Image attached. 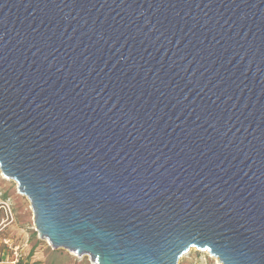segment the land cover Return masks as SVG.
<instances>
[{
	"label": "water",
	"instance_id": "water-1",
	"mask_svg": "<svg viewBox=\"0 0 264 264\" xmlns=\"http://www.w3.org/2000/svg\"><path fill=\"white\" fill-rule=\"evenodd\" d=\"M0 169L91 263L264 264V0H0Z\"/></svg>",
	"mask_w": 264,
	"mask_h": 264
},
{
	"label": "rangeland",
	"instance_id": "rangeland-1",
	"mask_svg": "<svg viewBox=\"0 0 264 264\" xmlns=\"http://www.w3.org/2000/svg\"><path fill=\"white\" fill-rule=\"evenodd\" d=\"M2 202L7 203V210L10 219H12L11 225L8 227L9 231H1V233L4 232V237H13L15 244H21L28 249L31 247L36 259H41L40 262L43 264H91L86 256L78 257L65 249L52 248L50 250L48 248V242L41 239L36 230L30 200L18 192L15 180H6L2 177L0 169V203ZM2 225L0 222V227ZM0 240L6 244L1 236ZM7 243L12 242L8 241ZM9 254L12 255V251ZM178 264H217V261L207 252L191 248L180 258Z\"/></svg>",
	"mask_w": 264,
	"mask_h": 264
},
{
	"label": "crops",
	"instance_id": "crops-1",
	"mask_svg": "<svg viewBox=\"0 0 264 264\" xmlns=\"http://www.w3.org/2000/svg\"><path fill=\"white\" fill-rule=\"evenodd\" d=\"M0 222L3 224L0 227V233L3 230L9 231L8 227L11 225L12 219H10V215L9 212L7 210V203L6 202H2L0 203ZM4 232L1 233V238L4 240V242H6V244H3V242H1L0 240V264H14L13 261V255H10L9 252L12 251L11 250V246L13 244H15V241L13 240V237H4ZM12 242V243H7V242ZM27 247L23 246V250L25 251ZM23 251V252H24ZM25 257V256H24ZM39 257V256H37ZM38 259V258H37ZM24 261L26 260L25 258L23 259Z\"/></svg>",
	"mask_w": 264,
	"mask_h": 264
},
{
	"label": "built area",
	"instance_id": "built-area-1",
	"mask_svg": "<svg viewBox=\"0 0 264 264\" xmlns=\"http://www.w3.org/2000/svg\"><path fill=\"white\" fill-rule=\"evenodd\" d=\"M48 245L51 247L50 244H48ZM11 250H12V255H13V261L12 262L14 264H19L25 258L24 257L25 255H24V252H23V245H21V244H13L11 246Z\"/></svg>",
	"mask_w": 264,
	"mask_h": 264
},
{
	"label": "trees",
	"instance_id": "trees-1",
	"mask_svg": "<svg viewBox=\"0 0 264 264\" xmlns=\"http://www.w3.org/2000/svg\"><path fill=\"white\" fill-rule=\"evenodd\" d=\"M48 248L52 250V248L49 245ZM24 255L26 260L25 261L22 260L19 264H43V262H40L42 261L41 259H36L31 247L29 249L28 248L25 249Z\"/></svg>",
	"mask_w": 264,
	"mask_h": 264
},
{
	"label": "bare ground",
	"instance_id": "bare-ground-1",
	"mask_svg": "<svg viewBox=\"0 0 264 264\" xmlns=\"http://www.w3.org/2000/svg\"><path fill=\"white\" fill-rule=\"evenodd\" d=\"M2 173V172H1ZM2 177L4 178V179H6V180H9V178L8 177H6V176H4L3 175V173H2ZM18 190V189H17ZM19 192V191H18ZM21 195H23L21 192H19ZM46 242H48V244H51L50 242H49V240L48 239H44ZM204 252H207V254L210 256V257H212V258H214L216 261H217V264H223V262L220 260V258L218 257V256H216V255H214V254H212L211 252H209L208 250H204ZM91 263V262H90ZM91 264H94V263H91Z\"/></svg>",
	"mask_w": 264,
	"mask_h": 264
}]
</instances>
